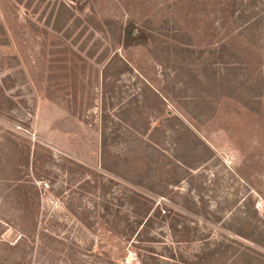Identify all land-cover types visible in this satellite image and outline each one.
Instances as JSON below:
<instances>
[{"label": "rangeland", "instance_id": "1", "mask_svg": "<svg viewBox=\"0 0 264 264\" xmlns=\"http://www.w3.org/2000/svg\"><path fill=\"white\" fill-rule=\"evenodd\" d=\"M259 201L264 0H0V264H264Z\"/></svg>", "mask_w": 264, "mask_h": 264}, {"label": "trees", "instance_id": "2", "mask_svg": "<svg viewBox=\"0 0 264 264\" xmlns=\"http://www.w3.org/2000/svg\"><path fill=\"white\" fill-rule=\"evenodd\" d=\"M122 41H123L124 46H126V47H130L134 44V27H131V28L126 27L124 29V36H123ZM103 149H104V153H106V154H107V152L109 153V151H110V149H108L107 146L103 147ZM155 150L158 151V147L155 146ZM135 183L136 182H134V183L132 182V184H135ZM135 202L137 203L138 200H135ZM240 233L238 232V234L244 235V234H242V232H240ZM245 237H248V236H245ZM106 258L107 259L103 262V264H117V262H115L114 260H111L107 256H106Z\"/></svg>", "mask_w": 264, "mask_h": 264}, {"label": "built area", "instance_id": "3", "mask_svg": "<svg viewBox=\"0 0 264 264\" xmlns=\"http://www.w3.org/2000/svg\"><path fill=\"white\" fill-rule=\"evenodd\" d=\"M47 186H48V184H46ZM255 207H256V209L257 210H262L263 208H264V206H263V203L262 202H257L256 204H255Z\"/></svg>", "mask_w": 264, "mask_h": 264}]
</instances>
